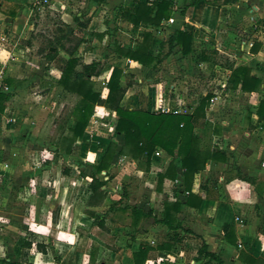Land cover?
<instances>
[{
  "label": "rangeland",
  "instance_id": "374dc122",
  "mask_svg": "<svg viewBox=\"0 0 264 264\" xmlns=\"http://www.w3.org/2000/svg\"><path fill=\"white\" fill-rule=\"evenodd\" d=\"M68 4L74 6L72 1ZM20 6L31 14L26 20L33 29L28 33V42L33 41L35 52L46 50L51 38L63 31L62 19L50 14L47 8L33 7L28 0H0V11L15 14ZM82 17L83 21L89 18L87 14ZM63 20L68 22L67 18ZM254 20L242 14L232 17L230 24H226L227 30L216 28L205 37H193L191 53L181 58L177 48L166 54L172 25H162L164 40L160 55L166 56L165 59L137 77L122 76L121 85H130L124 100H135L134 106L149 112H154L158 104L169 110L180 108L185 112L189 108L187 111L192 112L205 97L202 94L213 79L227 81L235 64L228 61L229 57L244 50L251 54L256 40L261 42L256 61L244 56L239 62L249 64V72L257 74L258 91L264 97V19ZM71 34L73 37L65 44L69 48L80 36L74 28ZM240 41L246 43L244 50L236 46ZM43 82L34 91L29 90L30 82L22 92L10 95L15 97L8 105L12 109L10 118L4 119L2 128L0 125V264H40L38 260L46 254L54 258L52 264H131L128 242H145L148 237L139 228L129 229L128 211L120 209L144 198L142 179L134 175L129 161L120 163L117 156L111 159L107 174L95 173L94 157L101 155L107 144L113 143L118 149L121 143V137L113 135L111 121L96 109L81 139L74 140L70 154L65 155L61 148L66 141L61 142L60 138L70 137L68 129L76 118L77 98L63 93L57 86L48 88ZM246 103L244 97L222 95L214 113L217 123H213L214 118L204 121L203 110V117L195 125L201 139L199 145L206 148L209 132L220 133L219 122H229L232 128L250 133L249 115L254 110ZM208 105L209 100L205 107ZM249 136L255 141V136ZM64 169L71 172L63 175ZM89 172L100 180L106 175L110 178L103 190L109 193L113 203L102 206L103 202L97 205V199H93L90 205L85 204L90 196ZM87 212L94 219L88 218ZM100 221L104 223L103 229L97 227Z\"/></svg>",
  "mask_w": 264,
  "mask_h": 264
},
{
  "label": "crops",
  "instance_id": "0c3cea01",
  "mask_svg": "<svg viewBox=\"0 0 264 264\" xmlns=\"http://www.w3.org/2000/svg\"><path fill=\"white\" fill-rule=\"evenodd\" d=\"M68 1H72L74 6H68ZM150 1L152 0H50L47 10L50 14L58 15L62 19V32L65 37L59 41L63 48L53 44L48 48L50 52L56 48L55 58L50 63L45 61V50L37 49L35 52V44L32 40L30 42L27 40L28 33L33 31L26 21L31 14L22 6L15 14L10 11H0V93L8 96L2 103L1 128L4 126V119L10 118L9 112L12 109H8V105L15 98L10 96L12 93L22 92L26 84L30 82L32 83L29 87L31 91L39 88L38 84L42 81L48 88L53 86L56 88L61 70L69 59L68 51H71L70 58L76 60L79 70L81 65L92 62L99 65L101 69L98 75L90 77L89 81L91 91L104 99L105 83L112 68L120 71V79L125 74L137 77L151 70L117 56L114 52L115 46L133 50L141 42L142 34L149 33L151 41L147 54L156 56L164 40L162 25L167 27L172 25V29L169 30L171 35L177 29L190 34L192 43L193 37H205L216 28L227 30L226 24H230L232 17L238 18L242 14H248L250 20L264 19V0H235L232 4L218 7L205 3L214 2L213 0H200L190 7L187 5L193 0H167L172 13L171 17L158 26L140 23L138 27L133 28L130 23L119 18L121 8L135 7L137 3L143 4ZM215 3L220 4L219 1ZM84 14L89 17L85 21L82 20ZM64 18H67L68 22L63 20ZM73 28L79 31L80 36L69 48L65 44L71 36L73 37L71 34ZM59 35L53 39H57ZM49 42H53L52 38ZM253 43L260 45L261 42L256 40ZM244 44H246L244 41H240L236 43V46L244 50ZM108 48L112 50L108 51ZM258 52L248 54L245 50L243 53L238 51L236 55L230 56L228 61L235 63L233 68L240 65L250 69L249 64H242L239 61L244 56L250 61H256ZM104 55H107L106 59ZM41 64L45 65L44 68ZM249 75L258 77L255 72H249ZM223 80L214 82L216 80L213 79L214 85L223 87V96L229 94L244 97L246 104L251 105L250 108L254 110L249 115L252 131L250 133L245 130L239 131L232 128L229 122H219L220 133H215L214 130L209 132L207 136L209 141L206 148H203L199 145L201 139L196 134L195 123L192 133L198 139V149L218 150L223 153V157L208 160L201 170L193 173L188 189L193 198H188V203H185L188 193L184 189L180 159L176 154L169 156L156 150L147 171L143 170L141 164H137L128 157L114 155L120 163L123 160L129 161L134 175L142 179L144 186L143 199H139L132 206H122L120 209L121 212L128 211L131 218L129 229L133 231L139 228L144 236L148 237L145 242L136 244L128 242L127 246L130 256L139 248L148 249L143 264H264V123L259 122L255 115L258 103L256 95L260 92L257 88L255 92L244 93L239 85L232 87L226 79ZM129 89L130 85L125 89V93ZM124 95L119 103L120 107L146 111L138 105L134 106L135 100L125 101ZM218 105L216 102L204 108V121H211L214 118L213 123L218 122L214 114L218 110ZM93 109L105 114L111 121V126L114 127L116 117L113 112L101 106H95ZM188 109L180 114L189 115L191 112H188ZM249 135L255 136V141ZM114 137H121L120 148L123 142L122 136L114 135ZM80 139L81 137L76 141ZM101 155L98 153L94 157V162L99 161ZM169 163L172 166L169 171L171 177H164L158 182L157 176L164 175ZM102 172L108 173L107 170ZM108 179L110 178L107 175L102 177V181L105 182L101 188L104 198L100 203L96 201L97 205H101L102 202V206L106 202L113 203L109 200V193L103 190ZM194 197L200 199L198 207ZM164 203L179 204L174 215V222L177 224L174 231L168 232L165 226L159 223L163 215ZM102 224L104 227V223ZM224 226L228 228L224 229ZM203 250L213 255L219 263L206 257ZM44 256L38 262L52 264L54 258L47 254ZM131 264H133L132 257Z\"/></svg>",
  "mask_w": 264,
  "mask_h": 264
},
{
  "label": "trees",
  "instance_id": "16d2710c",
  "mask_svg": "<svg viewBox=\"0 0 264 264\" xmlns=\"http://www.w3.org/2000/svg\"><path fill=\"white\" fill-rule=\"evenodd\" d=\"M198 1L200 0H193L187 7L193 6ZM213 1L205 3L218 7L232 4L235 0ZM215 1H219L220 4L216 5ZM171 14L167 0H152L143 4L137 3L135 7L121 8L119 18L130 23L133 28H136L140 23L158 26L161 22L167 21L171 17ZM59 33L60 35L57 39L52 38L53 42L47 43L44 56L46 63H50L56 55V48L52 52L48 51V48L52 47V44L63 48L59 41L65 37L62 31H59ZM150 41V34L143 33L141 42L133 50L115 46L114 52L121 58L135 62L143 67L151 68V65L160 63L166 56L161 57L160 52L156 56L147 54ZM166 45V54L173 48H177L179 55L185 57L191 53V36L178 29L174 30L172 35L167 39ZM259 46V44H253L250 49L251 54H255ZM68 55L69 59L61 70L57 87L63 93L76 97L77 104L74 108L76 118L73 121V126L68 129L70 137L62 136L60 138L61 142L66 141L64 147L61 148L63 153L65 155L70 154V146L74 140L82 136L84 128L93 114V108L101 106L114 113L116 121L113 127V135L122 136L123 142L118 150H116L113 143L107 144L99 161L94 162L95 173L100 174V172L107 170L115 154L128 157L132 161L137 162V164H141L144 171L148 170L151 157L156 150H160L169 156L176 154L180 159L184 189L188 193L185 203H188V198H193L188 192L193 173L201 170L208 160L212 158L222 159L223 157V153L218 150H199L198 139L192 133L195 123L203 117V110L208 103L209 96L203 97L189 115L123 109L119 103L129 84L120 85V71L118 69L112 68L105 83L106 96L104 99H101L99 94L91 91V82L89 81L90 77L98 75L100 71L99 65L92 62L88 65H81L80 70H77L76 60L70 58L71 51H68ZM227 82L232 87L239 85L240 90L244 93L255 92L259 85V80L254 76H250L249 70L241 66L231 69ZM7 98V95L0 93V113L3 111L2 103ZM255 115L259 122L264 123V100L258 101ZM171 169L172 166L169 163L164 175L157 176V181L160 182L164 177H171L169 175ZM70 172L67 169L62 170V174L66 176ZM87 177L90 179L88 183L90 197L86 204L89 205L93 199H97L100 203L104 198L101 188L105 182L96 178L90 172L87 174ZM194 199L197 201L196 207H198L200 199L195 197ZM178 207L179 204L177 203L163 204V215L159 223L164 225L168 232L174 231L177 228V224L174 222V215ZM87 216L94 219L93 215L88 212ZM97 227H103L101 221L98 222ZM223 228L227 229L228 227L224 226ZM147 251V248H139L137 252L132 253L133 264H143ZM41 253H44V249H41ZM204 254L209 259H214L219 263L213 255L206 252Z\"/></svg>",
  "mask_w": 264,
  "mask_h": 264
},
{
  "label": "built area",
  "instance_id": "2783aa9c",
  "mask_svg": "<svg viewBox=\"0 0 264 264\" xmlns=\"http://www.w3.org/2000/svg\"><path fill=\"white\" fill-rule=\"evenodd\" d=\"M28 2L33 6V7H36L38 9H41V8H49V2L50 0H28ZM169 22H171V20H169ZM207 88V92L205 91L204 96L208 95L209 96V105H212L216 102H218V100L221 98V95H222V92H223V87L222 86H218V85H214L213 83L211 84H208L206 86ZM256 99L259 101V100H264V97L261 93H258L256 95ZM182 105H180L181 107ZM97 111V110H96ZM160 112V113H171V114H180L182 113V111H180L179 108H176V109H168V108H165L163 104H158L156 105V107L154 108V112ZM98 113V112H96ZM184 113V112H183ZM236 150H238L236 148ZM102 176H104V172H100Z\"/></svg>",
  "mask_w": 264,
  "mask_h": 264
}]
</instances>
